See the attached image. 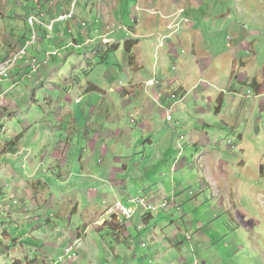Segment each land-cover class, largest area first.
Here are the masks:
<instances>
[{"label": "rangeland", "instance_id": "rangeland-1", "mask_svg": "<svg viewBox=\"0 0 264 264\" xmlns=\"http://www.w3.org/2000/svg\"><path fill=\"white\" fill-rule=\"evenodd\" d=\"M8 62L0 264H264V0H0ZM139 75L155 89L133 88ZM194 125L212 140L208 169L189 145ZM118 202L137 212L131 225L111 223ZM60 234L72 239L63 250Z\"/></svg>", "mask_w": 264, "mask_h": 264}, {"label": "crops", "instance_id": "crops-1", "mask_svg": "<svg viewBox=\"0 0 264 264\" xmlns=\"http://www.w3.org/2000/svg\"><path fill=\"white\" fill-rule=\"evenodd\" d=\"M64 22V21H63ZM59 23V22H58ZM80 27V29H81V31H84L85 29L80 25L79 26ZM46 33V32H45ZM120 43H112V44H110V43H108L107 44V46H109V47H111V49H117V48H119L120 47ZM96 53L98 52V50H96L95 51ZM237 57L238 56H236V55H234L233 56V59H234V61H236V60H238L237 59ZM213 59V58H212ZM132 63H135V57L133 58V60H132ZM144 68H142V67H140V66H138L135 70H137V71H140V70H143ZM156 76V75H155ZM38 79L40 80V77L38 76ZM152 79L150 78H147V79H144V78H142V77H140V75H139V79H138V81H137V84H131V86L133 87V88H135V87H141V90H142V87H146L145 89H147V88H150V87H152L153 86V83H152V81H151ZM237 80L239 81V82H242L241 81V77H237ZM150 81V82H149ZM161 82H163V81H160V82H158V85H157V87H159V88H161L162 87V84H161ZM151 83V84H150ZM164 83V82H163ZM150 84V85H149ZM155 87V86H154ZM154 87H152V89H155ZM168 87V86H167ZM259 87L257 86V88L256 89H258ZM232 90V89H231ZM126 95H129V93H125ZM157 96H158V98L157 99H153L152 100V102H154V104L155 105H158V106H160L159 108L162 110V111H164L163 110V106H164V104H165V99L167 98L166 97V95H165V93H163V88H161V90H158L157 91V93H155ZM167 95H169V94H171L172 95V93H166ZM233 94H235V92H233ZM232 94V95H233ZM184 99L185 98H183V100H181L180 102H182L183 103V101H184ZM132 101L133 100H131V101H129L128 103H129V105H132ZM234 102H236V100L234 99ZM143 106H144V104H142ZM178 105L179 104H176V105H174V106H172V108L170 109L171 111L174 109H176L177 107H178ZM140 107V109H136V114H146L147 115V113H146V110L144 109V108H142L141 106H139ZM170 110H168L167 111V113H169V111ZM202 110H204V109H202ZM203 112V111H202ZM201 123L204 125V127H206V128H210V129H217V130H219V131H228V126H225L224 125V123L223 122H220L219 124H217V125H214V126H211V125H209L208 126V124H207V122L206 121H204V120H202L201 121ZM1 124H3L2 122H0V125ZM144 127V126H143ZM4 130V129H3ZM3 130L2 131H0V133L1 134H3ZM231 130V129H230ZM201 132H204V133H206V131H205V129H202V128H200V127H198L197 125H194L190 130H189V136H188V140H190L189 141V145L190 146H192V148H194V149H196V152H194V154L196 153L197 155H198V153H201L200 154V157H199V159H198V161H197V163H198V165L201 167V166H204V167H206V169H208L209 167H208V165H210V166H212V163H213V160H211V153H209V151H208V147H209V144H210V146L212 145V140H211V138L209 137L210 136V134L209 133H206L205 134V136L207 137L206 138V140L204 141V142H198V135L201 133ZM211 132V131H210ZM99 139V137H97V140ZM153 142H151V144H152ZM65 146H63V148H64ZM235 147L233 146V149H234ZM12 152H15V150H11ZM21 152V150H19L18 152H17V154H19ZM16 154V155H17ZM180 154H182V152L180 153ZM191 157H194V156H191ZM191 157H189V158H191ZM206 163V164H205ZM208 164V165H207ZM196 165V164H195ZM171 166H172V164H171ZM196 167V166H195ZM173 171H177V169L176 168H174V169H172ZM206 183L207 184H209V182L206 180ZM206 184V185H207ZM209 187V186H208ZM202 188H203V190H206V186L203 184L202 185ZM150 196L149 197H151V199H153L154 200V198H155V196H153L152 195V193L151 194H149ZM154 197V198H153ZM174 201H175V206L178 208V210L180 211V209H181V207H182V204L179 202V199H178V197H176L175 199H174ZM230 202H232V201H230ZM153 219V217H150L149 219H144V222H143V225H148V224H150V221ZM121 221V220H120ZM123 223V222H122ZM129 223V222H128ZM133 222H130L129 224L131 225ZM130 225H128V227H130ZM202 223L201 222H199V223H197V225L196 226H198V229L199 230H203L204 228H202ZM135 226H136V224H135ZM176 226V230L175 231H173L172 233H171V237L169 238V240L172 238L173 240L171 241V245L173 246V247H175V248H178V251H179V253L180 254H182V252H183V246H184V243H182V241L181 240H179L180 238H179V235L181 236L182 234H184V232H183V230H181L180 229V227H178L177 225H175ZM185 226V225H184ZM128 227H126V229H125V231L127 232V229H128ZM143 228V226H141L140 228H139V230H141ZM99 230V229H98ZM143 230V229H142ZM141 230V231H142ZM185 235H188L187 237V239H188V241L190 242V241H193V237L191 236V235H189L188 233H186ZM62 236H65V239H62ZM69 236H67V235H62V234H60V235H58V237H57V240L59 239V240H61V245H60V247L62 248V250L63 249H66L67 247H69V244H70V240H72L71 238H69ZM179 238V239H178ZM31 240V239H30ZM77 241V240H76ZM132 242H134V241H132ZM64 243H65V246H64ZM121 243H127V239L124 237V239L121 241ZM130 243V242H129ZM130 245V244H129ZM131 247V246H130ZM55 251V249H51V252L50 253H53ZM116 253V252H115ZM57 254V253H56ZM86 254L87 253H85V251L83 252V255L82 256H84V259H86ZM58 256L59 255H61L60 253H58L57 254ZM81 260V259H80ZM87 260V259H86ZM94 261H92V263H93ZM71 264H79V261H76V262H70ZM46 264H50V262H49V260L47 259L46 260ZM185 264H187V263H185ZM190 264H194V263H190Z\"/></svg>", "mask_w": 264, "mask_h": 264}, {"label": "built area", "instance_id": "built-area-1", "mask_svg": "<svg viewBox=\"0 0 264 264\" xmlns=\"http://www.w3.org/2000/svg\"><path fill=\"white\" fill-rule=\"evenodd\" d=\"M72 16H73V12H68V13L66 14V20L70 19ZM28 22H32V16L29 17ZM54 26H55V25H49V32H51V31L54 30ZM37 42H38V41H37ZM37 42H35V44H36ZM27 45H28V44H27ZM20 51H22V49H21ZM24 56H26V55H22V58H23ZM19 59H20V58H13V59L11 60V62H18ZM9 64H10V62H8V63H3V64L0 63V80H1V79H7V78L10 77V73H9ZM171 115H172V114H171V111H169V113H168V121H172V116H171ZM133 202H137L138 204L142 205V204L145 203V200H144V199H139V200H137V201H133ZM167 206H168V204L165 202V203H163V204H162L161 206H159V207L148 206L147 209H148L149 211H156L157 209H165V208H167ZM136 213H137V212H136L134 209L127 208V207H125L122 203L118 202V203L116 204V214H114V215H117L118 218H119V220L121 219V220H124V221H128V222H130L131 220H133V218H134V216L136 215ZM79 244H80V241L77 240L75 246H79V247H80ZM79 247H78V248H79ZM71 252H72V250H68V251H67L68 256H69V254H71ZM76 256H77V254L75 253L74 256H69V259H75Z\"/></svg>", "mask_w": 264, "mask_h": 264}, {"label": "trees", "instance_id": "trees-1", "mask_svg": "<svg viewBox=\"0 0 264 264\" xmlns=\"http://www.w3.org/2000/svg\"><path fill=\"white\" fill-rule=\"evenodd\" d=\"M39 9V8H38ZM40 10V9H39ZM39 12V11H38ZM39 13H41V12H39ZM35 15H37V16H39L38 14H35ZM41 17V16H40ZM42 18V17H41ZM44 31H46V30H44ZM110 50H108L107 52H109ZM100 54V53H99ZM98 54V55H99ZM106 54V53H105ZM151 217V215H148V219ZM117 218H118V216L117 215H113V217H112V220H111V223H113L114 221H115V224H117V222L119 223V222H121L120 220H119V218H118V220H117ZM147 219V218H146ZM115 228V229H114ZM117 229V230H116ZM119 229V230H118ZM123 229L122 228H118V227H114V226H112V228H110L109 229V231L111 232V236H113V237H115V236H119L120 234H118V233H121V231H122ZM120 231V232H119ZM121 238H116V240H115V242H116V245H118V244H120L121 243Z\"/></svg>", "mask_w": 264, "mask_h": 264}, {"label": "bare ground", "instance_id": "bare-ground-1", "mask_svg": "<svg viewBox=\"0 0 264 264\" xmlns=\"http://www.w3.org/2000/svg\"><path fill=\"white\" fill-rule=\"evenodd\" d=\"M33 27H35L37 24H40V20L37 18H32V22H29Z\"/></svg>", "mask_w": 264, "mask_h": 264}, {"label": "clouds", "instance_id": "clouds-1", "mask_svg": "<svg viewBox=\"0 0 264 264\" xmlns=\"http://www.w3.org/2000/svg\"><path fill=\"white\" fill-rule=\"evenodd\" d=\"M57 24V23H56Z\"/></svg>", "mask_w": 264, "mask_h": 264}]
</instances>
